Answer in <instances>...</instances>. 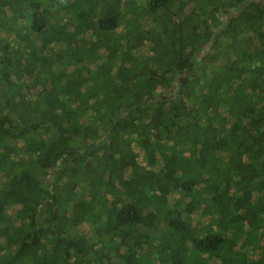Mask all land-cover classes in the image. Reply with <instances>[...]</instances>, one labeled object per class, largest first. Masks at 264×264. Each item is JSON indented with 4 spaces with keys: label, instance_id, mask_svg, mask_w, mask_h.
<instances>
[{
    "label": "trees",
    "instance_id": "16d2710c",
    "mask_svg": "<svg viewBox=\"0 0 264 264\" xmlns=\"http://www.w3.org/2000/svg\"><path fill=\"white\" fill-rule=\"evenodd\" d=\"M0 264H264V9L0 0Z\"/></svg>",
    "mask_w": 264,
    "mask_h": 264
},
{
    "label": "flooded vegetation",
    "instance_id": "af4514ba",
    "mask_svg": "<svg viewBox=\"0 0 264 264\" xmlns=\"http://www.w3.org/2000/svg\"><path fill=\"white\" fill-rule=\"evenodd\" d=\"M244 3L246 5H253V3H256L264 9V0H244Z\"/></svg>",
    "mask_w": 264,
    "mask_h": 264
},
{
    "label": "rangeland",
    "instance_id": "374dc122",
    "mask_svg": "<svg viewBox=\"0 0 264 264\" xmlns=\"http://www.w3.org/2000/svg\"><path fill=\"white\" fill-rule=\"evenodd\" d=\"M218 17H219V19H221V20H225V19H227V16H226L225 14H223V13L219 14ZM200 57H201V58L204 57V56H203V52H200Z\"/></svg>",
    "mask_w": 264,
    "mask_h": 264
}]
</instances>
